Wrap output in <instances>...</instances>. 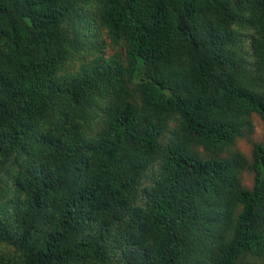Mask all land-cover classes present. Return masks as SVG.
Wrapping results in <instances>:
<instances>
[{"label": "trees", "instance_id": "obj_1", "mask_svg": "<svg viewBox=\"0 0 264 264\" xmlns=\"http://www.w3.org/2000/svg\"><path fill=\"white\" fill-rule=\"evenodd\" d=\"M253 115L264 0H0V264H264Z\"/></svg>", "mask_w": 264, "mask_h": 264}, {"label": "rangeland", "instance_id": "obj_2", "mask_svg": "<svg viewBox=\"0 0 264 264\" xmlns=\"http://www.w3.org/2000/svg\"><path fill=\"white\" fill-rule=\"evenodd\" d=\"M101 38L103 39L104 42V46H103V53L107 56L110 55L114 52H116V49H113L108 43L107 40L104 38V36L102 35ZM117 53H121L118 52ZM252 125H253V132L250 135L249 140H237L235 142V146L237 148V150L239 152H242L244 155H248L249 150H250V143L249 141H253V142H257V143H261L264 146V126L262 125V123L260 122V120L258 119V117L256 116H252ZM244 183L247 185H250V177L249 175H245L244 176Z\"/></svg>", "mask_w": 264, "mask_h": 264}, {"label": "clouds", "instance_id": "obj_3", "mask_svg": "<svg viewBox=\"0 0 264 264\" xmlns=\"http://www.w3.org/2000/svg\"><path fill=\"white\" fill-rule=\"evenodd\" d=\"M253 116H256V115H253ZM257 117V116H256ZM251 119H252V117H251ZM259 119V118H258ZM261 122V121H260ZM262 123V122H261ZM263 125V124H262ZM264 126V125H263ZM253 132V131H252ZM249 138H250V136H249ZM249 138L247 139V140H249ZM238 140H241V139H238ZM244 140H246V139H244ZM251 142L253 143V141H249V143H250V149H251ZM255 143H257V142H255ZM259 144V143H258ZM261 144V143H260ZM262 146H263V144H261ZM234 146H235V144H234ZM233 146V147H234ZM264 147V146H263ZM236 147H234V149H235ZM237 149V148H236ZM239 152V151H238ZM241 154H243L242 152H240ZM249 154L248 155H244V156H246L247 158H249L250 157V150H249V152H248ZM245 175H249V174H247V173H243V177L245 176ZM249 177H250V175H249ZM251 179V178H250ZM245 184V183H244ZM245 185H247V184H245Z\"/></svg>", "mask_w": 264, "mask_h": 264}]
</instances>
